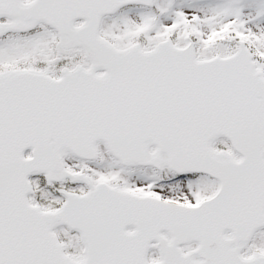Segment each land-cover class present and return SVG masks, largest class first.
I'll return each instance as SVG.
<instances>
[{
  "label": "snow or ice",
  "instance_id": "obj_1",
  "mask_svg": "<svg viewBox=\"0 0 264 264\" xmlns=\"http://www.w3.org/2000/svg\"><path fill=\"white\" fill-rule=\"evenodd\" d=\"M0 264H264V0H0Z\"/></svg>",
  "mask_w": 264,
  "mask_h": 264
}]
</instances>
